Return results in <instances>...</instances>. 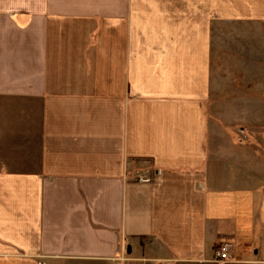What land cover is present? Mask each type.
Listing matches in <instances>:
<instances>
[{
  "label": "crops",
  "instance_id": "crops-1",
  "mask_svg": "<svg viewBox=\"0 0 264 264\" xmlns=\"http://www.w3.org/2000/svg\"><path fill=\"white\" fill-rule=\"evenodd\" d=\"M0 264H264V0H0Z\"/></svg>",
  "mask_w": 264,
  "mask_h": 264
},
{
  "label": "built area",
  "instance_id": "built-area-1",
  "mask_svg": "<svg viewBox=\"0 0 264 264\" xmlns=\"http://www.w3.org/2000/svg\"><path fill=\"white\" fill-rule=\"evenodd\" d=\"M135 182L141 183V184H146L151 182V177L147 175H140L136 174L134 177ZM233 250V245L230 242H223L221 243L217 249H216V256L219 260L222 261H228L231 260V251Z\"/></svg>",
  "mask_w": 264,
  "mask_h": 264
},
{
  "label": "rangeland",
  "instance_id": "rangeland-1",
  "mask_svg": "<svg viewBox=\"0 0 264 264\" xmlns=\"http://www.w3.org/2000/svg\"><path fill=\"white\" fill-rule=\"evenodd\" d=\"M220 38H219V50H218V60H219V65H218V70H219V75L225 77L226 71H227V64H226V48H224V43L222 36L224 35L223 33H220ZM232 66V65H231Z\"/></svg>",
  "mask_w": 264,
  "mask_h": 264
},
{
  "label": "water",
  "instance_id": "water-1",
  "mask_svg": "<svg viewBox=\"0 0 264 264\" xmlns=\"http://www.w3.org/2000/svg\"><path fill=\"white\" fill-rule=\"evenodd\" d=\"M129 252V251H128Z\"/></svg>",
  "mask_w": 264,
  "mask_h": 264
}]
</instances>
